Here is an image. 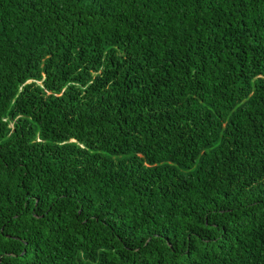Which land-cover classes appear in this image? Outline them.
Masks as SVG:
<instances>
[{"label": "trees", "instance_id": "obj_1", "mask_svg": "<svg viewBox=\"0 0 264 264\" xmlns=\"http://www.w3.org/2000/svg\"><path fill=\"white\" fill-rule=\"evenodd\" d=\"M0 264H264V0H0Z\"/></svg>", "mask_w": 264, "mask_h": 264}]
</instances>
